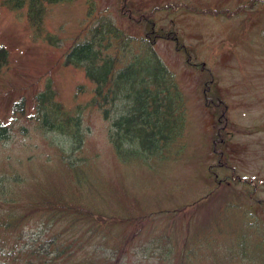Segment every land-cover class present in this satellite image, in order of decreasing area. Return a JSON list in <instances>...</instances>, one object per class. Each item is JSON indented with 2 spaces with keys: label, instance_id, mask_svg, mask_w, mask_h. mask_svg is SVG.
I'll use <instances>...</instances> for the list:
<instances>
[{
  "label": "rangeland",
  "instance_id": "obj_1",
  "mask_svg": "<svg viewBox=\"0 0 264 264\" xmlns=\"http://www.w3.org/2000/svg\"><path fill=\"white\" fill-rule=\"evenodd\" d=\"M90 1L93 18L109 17L127 34L141 36L151 22L171 29L198 66H188L172 41L155 42L183 97L182 147L174 158L150 167L114 158L107 122L87 102L91 84L80 68L62 64L73 39L86 32L89 0L48 5L39 33L26 9L0 5V45L7 50L0 70V121L8 127L0 140V173L23 177L16 194L24 203L15 209L26 214L16 228L0 229V248L15 251L21 234H36L43 243L66 229L60 236L75 237V260L93 262L115 250L114 257L127 264H177L155 256L160 243L176 250L185 244L189 251L182 264H264V0ZM46 34L56 38L53 45ZM205 72L212 79L208 90L226 109L220 154L212 147L215 110L202 93ZM45 88L67 113L80 117L83 143L71 154L76 173L61 163L62 138L38 126L34 96ZM21 99V111L13 113V102ZM44 196L83 206L90 217L70 229L68 217L49 226L51 209L28 203ZM142 215L152 218L141 224L135 217ZM143 244L150 248L148 259L142 257ZM24 254L21 262L32 263L35 255Z\"/></svg>",
  "mask_w": 264,
  "mask_h": 264
},
{
  "label": "trees",
  "instance_id": "obj_2",
  "mask_svg": "<svg viewBox=\"0 0 264 264\" xmlns=\"http://www.w3.org/2000/svg\"><path fill=\"white\" fill-rule=\"evenodd\" d=\"M64 1L71 0H0V5L13 10L26 9L28 20L39 33L46 7ZM88 4L87 14L92 15V1L89 0ZM91 15L88 18L86 32L83 37L73 39L64 53L62 64L80 68L91 84L87 102L95 107L101 118L107 122L106 138L114 158L120 163L132 162L146 167L174 158L182 147L184 101L172 74L156 53L154 44L157 40L164 39L172 41L174 48L183 50L184 45L177 40L174 31L156 28L154 22L137 37L127 34L109 17L96 15V18H93ZM44 39L52 45L56 40L49 34H46ZM184 57L188 66L198 67L195 62L190 61L186 51ZM6 60L7 50L0 45V70ZM203 65L200 63L199 67L202 68ZM205 74L207 76V72ZM211 83L212 79L207 76L202 93L205 105L215 110L216 123L212 147L220 154L222 151L217 142L223 140L226 109L222 101L208 90ZM82 90L83 86L76 87L77 92ZM54 97L55 92L46 88L34 96L35 117L42 130L62 138V143L58 141L60 146L63 145L59 155L61 163L67 172L76 173L77 168L73 166L71 154L78 151L83 143L80 117L77 112L73 115L67 113L58 102L53 101ZM22 102V99L13 102L11 107L13 113L21 111ZM7 134L8 127L0 121V140H4ZM221 165L223 161L218 166ZM211 168L209 169L212 174ZM22 180L23 177L17 174L0 173V202L6 204V209L0 210V229L16 228L24 222L26 214L17 215L15 209L16 203H24L16 194V186L21 185ZM72 183L75 184L73 181ZM28 203L44 212H47L46 208L51 209L52 212L47 214L45 220L49 226L68 217L70 222L67 229H70L78 220L83 221L90 217L89 210L83 206L78 205L80 206L78 208L75 203L60 201L54 196L53 198L44 196L37 201L30 199ZM73 215L77 217H72ZM135 218L142 224L151 220L152 216L142 215ZM65 230L59 232V238L50 236L43 243L37 241L36 234H21L18 238L21 239V243L17 245L15 251L13 248L6 250L0 248V264H64L71 259V264H127L124 260L120 261L114 257L115 250L114 254L110 250L93 262L90 257L75 260V251L72 249L76 239L71 235L60 236ZM160 238L163 239L165 236ZM185 241L187 242V238ZM49 247L51 251L48 250ZM154 247L159 249L156 257L167 261L174 258L178 260L177 264L185 261L189 251L185 244L181 245L179 250L173 249V245L163 247L160 243ZM140 248L142 257L148 259L145 253L150 252V248L144 244L140 245ZM25 250H28L30 256L35 255L32 263H29L27 258L21 262L20 256ZM118 252L120 253L116 251V254ZM39 255L41 256L38 257ZM124 256L122 254L121 258L124 259Z\"/></svg>",
  "mask_w": 264,
  "mask_h": 264
},
{
  "label": "bare ground",
  "instance_id": "obj_3",
  "mask_svg": "<svg viewBox=\"0 0 264 264\" xmlns=\"http://www.w3.org/2000/svg\"><path fill=\"white\" fill-rule=\"evenodd\" d=\"M136 220H137V219H136ZM144 225H145V224H144ZM144 228H145V227H143V231H144ZM141 229H142V228H141ZM139 232H140V230H139ZM141 232H142V230H141ZM141 232H140V233H141Z\"/></svg>",
  "mask_w": 264,
  "mask_h": 264
}]
</instances>
